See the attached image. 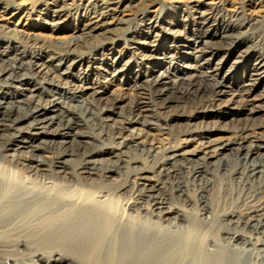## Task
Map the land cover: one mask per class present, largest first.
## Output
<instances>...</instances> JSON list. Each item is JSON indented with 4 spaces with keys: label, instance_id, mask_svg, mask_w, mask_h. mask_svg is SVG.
Returning a JSON list of instances; mask_svg holds the SVG:
<instances>
[{
    "label": "bare ground",
    "instance_id": "1",
    "mask_svg": "<svg viewBox=\"0 0 264 264\" xmlns=\"http://www.w3.org/2000/svg\"><path fill=\"white\" fill-rule=\"evenodd\" d=\"M162 3L0 0V264H264V0Z\"/></svg>",
    "mask_w": 264,
    "mask_h": 264
},
{
    "label": "rangeland",
    "instance_id": "2",
    "mask_svg": "<svg viewBox=\"0 0 264 264\" xmlns=\"http://www.w3.org/2000/svg\"><path fill=\"white\" fill-rule=\"evenodd\" d=\"M163 1H164V3H162V4H157V5L153 6V7L148 8V11L149 12H158V11H160L167 18L169 17L171 19L172 17L175 16V14L177 13L176 11H178V10H175L173 8L171 9L170 5H174L175 7H181V8H185L186 7L187 8L195 0H163ZM198 1L204 2V3L206 2L208 4L209 3L215 4V3L219 2V0H198ZM17 2L20 3L21 5L25 6L27 4L28 0H17ZM131 15H132L131 12H127L125 14V16L127 18H131L132 17ZM6 17L7 16H4V17H2V15L0 16V19L1 18L4 19L3 20V22H4L3 24H6L7 26H13V24H16V25H18V29H20V30L22 29L24 31L31 32V29H29L27 26H23L24 23L22 22V20L15 19V18L7 19ZM40 33H42L44 39L49 41V42H57V41L67 42L68 40L69 41L71 40L70 36L74 35L73 30L71 28L70 29H66V30H60V31L42 30V31H40ZM122 46L123 45L121 44L120 48ZM103 53H106V51L103 48L101 50L99 48V51H98L97 54H100V55H98V57L101 56ZM206 58H209V57L207 56ZM181 59H183V60H181ZM222 59H223V56H219L218 58H216L214 60V62L215 63H218V62L221 63ZM125 61L129 62V63H132V62H138V59H137V57H135V60H134L131 56H129L128 58L125 59ZM180 61L181 62H179V63L182 64L183 66H188V65H192L193 64L191 61H189L187 59L185 60L183 55L180 56ZM233 62H236V60L232 59L231 60V64H229L226 67V70L228 69V67L230 65H232ZM183 66H179L178 68H182ZM75 74L78 76V72L77 71H75ZM224 76H225V74H222L221 78H223ZM114 88L116 89V87H114ZM171 138H170L169 135H166L165 132L164 133H155L154 132L153 136L150 138V141H152V143L155 144L156 146H158L160 148L163 147L162 149H165V148H167L169 146V143H171V142L173 143L174 140L171 139ZM166 139H168V140H166ZM119 182H121V180ZM231 191L232 190L227 189V187H224V189L222 191L217 190L214 193V201H215V203H219L220 209H222L223 207L227 208L230 205L231 201H232L231 199H233L237 195L236 194L237 193L236 190L233 191V192H231ZM229 194H231V195H229ZM219 201L221 202V204H220Z\"/></svg>",
    "mask_w": 264,
    "mask_h": 264
}]
</instances>
